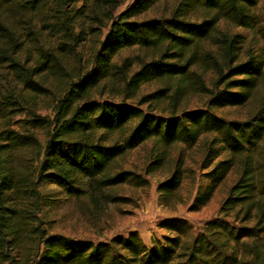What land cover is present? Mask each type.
I'll use <instances>...</instances> for the list:
<instances>
[{
    "label": "trees",
    "instance_id": "16d2710c",
    "mask_svg": "<svg viewBox=\"0 0 264 264\" xmlns=\"http://www.w3.org/2000/svg\"><path fill=\"white\" fill-rule=\"evenodd\" d=\"M127 1L0 0V264H264V68L261 55L240 60L243 36L221 26L264 41L261 0H132L116 14ZM48 93L52 114L39 115ZM199 93L209 108L181 110ZM249 102L255 110L243 121L212 111ZM203 139L212 183L193 209L209 203L230 170L237 179L196 233L165 221L169 235L147 246L136 232L95 243L45 227L41 211L55 190L83 199L114 189L137 179L122 162L141 145L152 144L151 174L169 165L172 148ZM183 181L176 160L159 185L163 204L181 203Z\"/></svg>",
    "mask_w": 264,
    "mask_h": 264
},
{
    "label": "rangeland",
    "instance_id": "374dc122",
    "mask_svg": "<svg viewBox=\"0 0 264 264\" xmlns=\"http://www.w3.org/2000/svg\"><path fill=\"white\" fill-rule=\"evenodd\" d=\"M132 0L119 6L116 14L123 11ZM259 20L264 25V0L257 7ZM223 29L243 36L240 45V60L244 61L248 55L259 57L261 55L264 68V41L257 37L254 32L246 28L229 27L221 24ZM136 51L125 50L120 58L132 57ZM212 73L206 76L210 85ZM52 90V82H47ZM155 86L145 87L144 91H153ZM53 91V90H52ZM264 94V84L260 87L258 95ZM52 93L41 97L37 105V114L51 115L50 108ZM103 99L122 105L136 106V100L124 99L121 96L104 95ZM209 97L206 94L189 96L181 104V110H196L209 108ZM255 110L254 103L249 102L244 106H225L213 108L212 111L227 121H243ZM157 116L165 117L166 113L157 111ZM41 139L45 135L41 133ZM204 139L192 148L178 145L171 149L169 154L170 163L166 167L151 174L146 173V167L153 160L154 153L151 151L152 144L145 143L134 149L122 162V168L135 174L136 180L125 182L114 189H106L83 199L68 198L59 190H55V203L41 211V218L45 227L51 234H61L74 240H91L95 243L107 242L112 238L127 237L130 233L139 234L143 242L150 246L154 240H162L168 236L166 229L161 227L165 221H185L193 227V234L199 231L211 218L217 216L219 208L227 196L230 186L237 179L234 169L230 170L225 180L215 188L209 203L196 210L193 204L198 193H202L212 183L206 177L209 171L203 169ZM180 160L184 168V181L181 194V203L175 206L163 204L159 185L170 177L172 166ZM143 183L142 185H140ZM54 185H47L46 190H51ZM117 196L111 198L110 194ZM106 194V195H105ZM108 194V195H107ZM110 195V196H109Z\"/></svg>",
    "mask_w": 264,
    "mask_h": 264
}]
</instances>
